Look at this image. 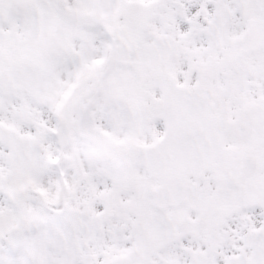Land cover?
<instances>
[{
  "label": "snow or ice",
  "instance_id": "obj_1",
  "mask_svg": "<svg viewBox=\"0 0 264 264\" xmlns=\"http://www.w3.org/2000/svg\"><path fill=\"white\" fill-rule=\"evenodd\" d=\"M0 264H264V0H0Z\"/></svg>",
  "mask_w": 264,
  "mask_h": 264
}]
</instances>
